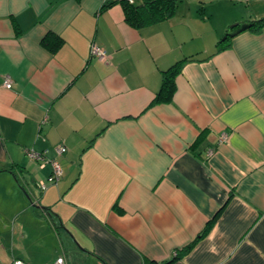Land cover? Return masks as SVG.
<instances>
[{"label":"crops","instance_id":"1","mask_svg":"<svg viewBox=\"0 0 264 264\" xmlns=\"http://www.w3.org/2000/svg\"><path fill=\"white\" fill-rule=\"evenodd\" d=\"M261 18L264 0H176L140 27L116 0H0V217L23 243L11 261L264 264V28L223 40ZM177 61L171 99L153 103ZM32 149L61 163L44 190L51 166ZM38 219L56 243L46 258L25 251Z\"/></svg>","mask_w":264,"mask_h":264},{"label":"trees","instance_id":"2","mask_svg":"<svg viewBox=\"0 0 264 264\" xmlns=\"http://www.w3.org/2000/svg\"><path fill=\"white\" fill-rule=\"evenodd\" d=\"M116 1L122 5L126 21L136 27L155 23L167 18L172 14L176 5V0H142L140 5H135L129 0ZM109 3L110 2H107L104 6ZM262 28H264V18L252 21L249 30L253 32H259ZM54 37V40L49 43V37L46 36L43 38L42 43L53 50L60 43V38L58 36ZM225 41L226 39L224 42ZM225 46L226 45H219V49H222ZM181 61H177L163 72L161 86L154 98L153 103L166 102L171 99L175 89V77L180 70ZM209 224L210 222L208 225H206L205 230L209 227ZM189 247L190 245L186 247V250Z\"/></svg>","mask_w":264,"mask_h":264},{"label":"rangeland","instance_id":"3","mask_svg":"<svg viewBox=\"0 0 264 264\" xmlns=\"http://www.w3.org/2000/svg\"><path fill=\"white\" fill-rule=\"evenodd\" d=\"M0 217V264H11V257L22 249L23 243L20 230L17 228L15 221H1ZM12 224L14 226V234L12 232ZM26 228L29 229L30 237L25 241V251L33 252L34 258H46L54 254L56 251V243H54L51 234L46 230L44 219L37 221H25ZM31 227H34L32 230ZM43 233V236L39 235ZM46 240V244H45ZM58 249V248H57ZM23 250V249H22ZM29 263V262H28ZM40 264V263H31Z\"/></svg>","mask_w":264,"mask_h":264},{"label":"built area","instance_id":"4","mask_svg":"<svg viewBox=\"0 0 264 264\" xmlns=\"http://www.w3.org/2000/svg\"><path fill=\"white\" fill-rule=\"evenodd\" d=\"M90 53L96 58H98L99 60H104L105 58L104 51L101 48H99L97 45H95L94 43L90 45ZM4 86L7 88H10L11 81L9 78H6L4 80ZM55 149H56L57 156L62 155L66 151V147L64 145H59ZM28 153L34 159L43 160L44 163L47 162L51 166V172L49 173L46 181L39 182V188L41 190H44L47 184L55 183L59 180V178L62 176V167H61L60 161L56 157L52 159H46L41 153H38L33 149L28 151ZM11 264H30V263L25 262L18 258H14L11 261ZM46 264H67V263H66L65 256L59 255L54 259V261H52L51 263H46Z\"/></svg>","mask_w":264,"mask_h":264},{"label":"water","instance_id":"5","mask_svg":"<svg viewBox=\"0 0 264 264\" xmlns=\"http://www.w3.org/2000/svg\"><path fill=\"white\" fill-rule=\"evenodd\" d=\"M251 26V22H237L234 23L232 25H230V27L227 29L226 33L223 36V40L226 39V37H232L234 36L236 33L249 29Z\"/></svg>","mask_w":264,"mask_h":264}]
</instances>
